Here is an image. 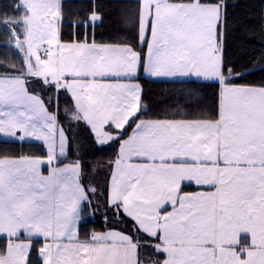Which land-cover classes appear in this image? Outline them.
I'll return each mask as SVG.
<instances>
[{
	"label": "snow or ice",
	"instance_id": "1",
	"mask_svg": "<svg viewBox=\"0 0 264 264\" xmlns=\"http://www.w3.org/2000/svg\"><path fill=\"white\" fill-rule=\"evenodd\" d=\"M232 7L0 0V264H264V9Z\"/></svg>",
	"mask_w": 264,
	"mask_h": 264
},
{
	"label": "trees",
	"instance_id": "2",
	"mask_svg": "<svg viewBox=\"0 0 264 264\" xmlns=\"http://www.w3.org/2000/svg\"><path fill=\"white\" fill-rule=\"evenodd\" d=\"M66 16L75 18L82 10H85L91 6L93 0H64ZM101 5L103 11L107 14L104 20V27L98 29V32H104L106 34H114L117 32L120 25V18L122 15V8L124 6V0H97ZM229 3L233 6L231 11L237 19L244 18L247 14H255L258 16L260 11L264 9V0H229ZM6 40V37L0 35V45ZM258 48V40L249 39L246 43L244 37L240 31H236L229 41V55L233 60L237 62H245L250 55H253V49ZM7 50L0 47V53H4ZM10 55V54H9ZM4 56L0 55V61H3ZM195 84H170V83H150L148 88L151 90L152 99L160 100L161 92L166 91H179L181 89H187L195 87ZM2 146V145H0ZM83 153L86 155V159L89 163H102L109 152H98L96 147L90 144H85L82 148ZM98 217L92 218V223H89L87 227L89 229L96 228L101 229L103 227L102 214L98 213Z\"/></svg>",
	"mask_w": 264,
	"mask_h": 264
},
{
	"label": "crops",
	"instance_id": "3",
	"mask_svg": "<svg viewBox=\"0 0 264 264\" xmlns=\"http://www.w3.org/2000/svg\"><path fill=\"white\" fill-rule=\"evenodd\" d=\"M100 214H101V213H100ZM93 218H95V219H96L97 217L95 216V217H93Z\"/></svg>",
	"mask_w": 264,
	"mask_h": 264
},
{
	"label": "rangeland",
	"instance_id": "4",
	"mask_svg": "<svg viewBox=\"0 0 264 264\" xmlns=\"http://www.w3.org/2000/svg\"><path fill=\"white\" fill-rule=\"evenodd\" d=\"M98 214V213H97ZM96 214V217H98V215Z\"/></svg>",
	"mask_w": 264,
	"mask_h": 264
}]
</instances>
